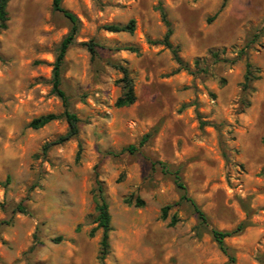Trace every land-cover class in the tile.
Masks as SVG:
<instances>
[{
	"label": "rangeland",
	"instance_id": "374dc122",
	"mask_svg": "<svg viewBox=\"0 0 264 264\" xmlns=\"http://www.w3.org/2000/svg\"><path fill=\"white\" fill-rule=\"evenodd\" d=\"M62 6L79 19L61 73L79 131L46 153L43 144L66 131V120L37 129L29 122L63 110L51 79L71 23L52 0H10L0 32V264H99L101 228L90 235L96 179L111 215L106 264H224L211 229L239 224L242 231L224 239L234 264H264V0ZM161 11L188 70L154 42L166 31ZM130 19L132 33L104 28ZM89 40L99 45L94 57L82 44ZM112 62L130 71L136 101L129 106L115 105L121 73ZM247 62L257 77L243 96ZM128 145L135 149L122 150ZM157 161L179 172L206 223L179 201L173 175ZM19 202L24 212L15 210Z\"/></svg>",
	"mask_w": 264,
	"mask_h": 264
},
{
	"label": "trees",
	"instance_id": "16d2710c",
	"mask_svg": "<svg viewBox=\"0 0 264 264\" xmlns=\"http://www.w3.org/2000/svg\"><path fill=\"white\" fill-rule=\"evenodd\" d=\"M10 0H0V32L7 28V22L9 20L7 5ZM52 9L54 11L61 12L65 17H67L71 23L70 29L67 32V34L63 37V39L60 42V45L58 47L57 53L55 55V60L53 63V69H52V87L51 92L55 94L62 103L63 110L61 113H47L40 115L38 117L33 118L29 122V126L32 128H40L47 124L48 122L57 119L59 117H63L66 120L67 123V129L63 134L58 135L55 139L51 141H47L43 144L41 150L46 153L47 150L56 144H61L73 137H75L78 134L79 127V117L77 114L72 111L69 107L70 101L69 96L65 92V90L62 88V65L64 62V56L68 48L74 43L75 36L78 32L79 27V19L78 17L72 13L71 11L67 10L62 6V0H52ZM162 19L166 25V31L161 39L158 41H154L157 43H161L167 48H169L172 52L174 60L178 63L179 68H183L188 70L189 65L187 62H185L182 57L178 53V47L173 46L170 42V36L172 34V27L170 21L167 19L166 14L164 11H161ZM104 28L108 31L112 32H120V31H127L132 33L135 28V22L134 19H130L125 24H105ZM84 46H86L87 50L90 52L91 56L94 57L97 54V47L99 46L97 42L94 40H89L82 43ZM125 49H129L131 51H137V48L134 46H128L124 47ZM216 56V54L214 53ZM113 67L117 68L121 76L116 80L117 83L121 87V93L115 100V105L117 107H126L131 104H133L136 101V93L134 90L133 85V79L130 75V71L126 65L120 64L118 62H112L111 63ZM257 68L253 67L251 63H246V69L243 77V82L241 85L243 96L248 93V90H250L251 87V81L257 77L256 75ZM200 124H206V121L200 119ZM147 136L145 135L142 137L140 143H144L147 140ZM135 149L134 145H128L126 148L122 150H129L133 151ZM77 153V158H78ZM157 164H159L161 170L166 173H170L173 175L174 182L177 186V188L180 190L181 194L179 197V201H187L189 202L194 211L197 214V217L201 223L207 222V217L204 213V211L200 208V206L196 203V201L188 195L187 187L184 184L181 175L177 170H171L168 165H166L162 161H157ZM92 196L93 201L95 203V215H94V222H96V227L92 228L90 231V235H93L96 228H101V236L99 239V248L97 253V259L99 264H106L105 258L108 255L110 251V243H109V233L112 230L111 226V215L108 208V202L105 194V189L103 186V182L99 179L95 180V185L92 188ZM125 201L129 204L132 203L131 198L128 197L125 199ZM136 205H142L143 201L136 197ZM170 208V205H166L162 208V217L166 216L167 210ZM15 210L24 212L25 207L22 202H19L15 206ZM176 218L173 217L171 220V224H174ZM244 225L239 224L236 228L232 230H219L216 228L211 229V234L215 242L217 243V246L219 249L227 256V261L224 264H234L235 262V255L233 253V249L229 247L225 242V237L230 236L232 234H238L242 231ZM53 240L58 241L60 240V237H56Z\"/></svg>",
	"mask_w": 264,
	"mask_h": 264
}]
</instances>
